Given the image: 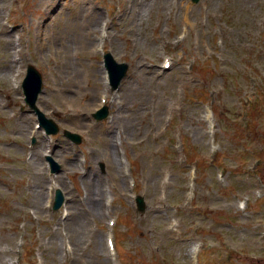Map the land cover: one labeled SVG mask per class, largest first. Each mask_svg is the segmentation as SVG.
Returning a JSON list of instances; mask_svg holds the SVG:
<instances>
[{"label": "rangeland", "instance_id": "rangeland-1", "mask_svg": "<svg viewBox=\"0 0 264 264\" xmlns=\"http://www.w3.org/2000/svg\"><path fill=\"white\" fill-rule=\"evenodd\" d=\"M99 43L129 66L112 92ZM28 64L44 80L37 105L60 129L47 148L40 133L31 144L35 114L13 92ZM55 186L67 195L57 212ZM198 254L264 264V0H0V264H198Z\"/></svg>", "mask_w": 264, "mask_h": 264}, {"label": "bare ground", "instance_id": "bare-ground-1", "mask_svg": "<svg viewBox=\"0 0 264 264\" xmlns=\"http://www.w3.org/2000/svg\"><path fill=\"white\" fill-rule=\"evenodd\" d=\"M180 6L183 9V12L185 13L184 22L189 23L190 18H191L190 14L194 11V6L187 3L186 1H182L180 3ZM197 18H200V16H198ZM73 231L74 233H77L76 237L78 238L79 237V226L76 224V222H74L73 224Z\"/></svg>", "mask_w": 264, "mask_h": 264}, {"label": "water", "instance_id": "water-1", "mask_svg": "<svg viewBox=\"0 0 264 264\" xmlns=\"http://www.w3.org/2000/svg\"><path fill=\"white\" fill-rule=\"evenodd\" d=\"M108 68H109V70H110V72H111V74H112L113 70L116 69L117 66L114 65V64L111 62V60L109 59V60H108ZM122 76H123V71H121V72L119 73V76H118L117 79L119 80ZM32 78L35 79V80L37 81V86H39V79H38V76H37L32 70H30V76H29V79L31 80ZM138 203H139V207H140V209H143V204H142L141 199L138 200Z\"/></svg>", "mask_w": 264, "mask_h": 264}]
</instances>
